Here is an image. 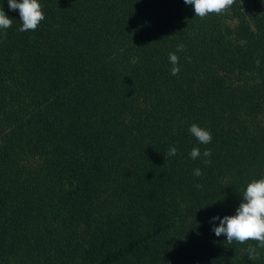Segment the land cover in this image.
Instances as JSON below:
<instances>
[{
	"label": "trees",
	"instance_id": "16d2710c",
	"mask_svg": "<svg viewBox=\"0 0 264 264\" xmlns=\"http://www.w3.org/2000/svg\"><path fill=\"white\" fill-rule=\"evenodd\" d=\"M38 2L0 0V264H264L213 231L264 177V0Z\"/></svg>",
	"mask_w": 264,
	"mask_h": 264
},
{
	"label": "clouds",
	"instance_id": "9594fccd",
	"mask_svg": "<svg viewBox=\"0 0 264 264\" xmlns=\"http://www.w3.org/2000/svg\"><path fill=\"white\" fill-rule=\"evenodd\" d=\"M235 0H184L185 4L191 5L196 16L204 18L209 14H223L234 4ZM8 7L19 11V19L22 21L20 32L35 31L41 21L45 19L41 4L38 0H8ZM12 26V18H9L2 8H0V30H6ZM184 50L183 45H177L176 52H170L168 59L171 68V75L177 76L180 72L178 52ZM189 132L201 143L209 144L212 140L211 132L193 123L189 127ZM167 155L173 157L177 155V148H169ZM205 164L211 161L207 159L212 155L211 150L205 149L202 153ZM190 157L195 160L201 157L198 147H193ZM196 177L202 176L199 168L193 170ZM197 187H202L197 185ZM242 202L235 210L234 215L223 217H213L219 219V225L213 228L217 237L222 234L226 236V241L231 244L233 241L245 243L249 240L258 242L260 248H264V177L250 181L242 195ZM248 258L258 259L259 251L257 247L246 249Z\"/></svg>",
	"mask_w": 264,
	"mask_h": 264
}]
</instances>
